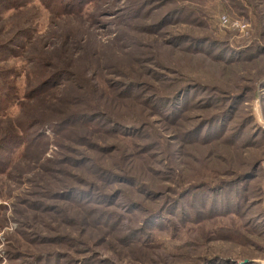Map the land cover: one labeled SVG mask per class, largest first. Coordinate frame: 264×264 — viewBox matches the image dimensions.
Segmentation results:
<instances>
[{
  "label": "rangeland",
  "instance_id": "rangeland-1",
  "mask_svg": "<svg viewBox=\"0 0 264 264\" xmlns=\"http://www.w3.org/2000/svg\"><path fill=\"white\" fill-rule=\"evenodd\" d=\"M0 264H264V0H0Z\"/></svg>",
  "mask_w": 264,
  "mask_h": 264
}]
</instances>
